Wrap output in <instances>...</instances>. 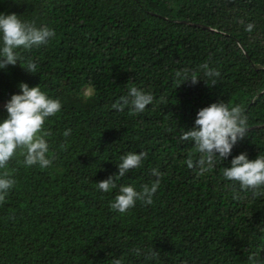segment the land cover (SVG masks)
<instances>
[{
	"label": "trees",
	"instance_id": "trees-1",
	"mask_svg": "<svg viewBox=\"0 0 264 264\" xmlns=\"http://www.w3.org/2000/svg\"><path fill=\"white\" fill-rule=\"evenodd\" d=\"M0 13L55 33L0 70V117L20 82L61 101L43 126L51 164L27 167L18 149L6 166L15 184L0 201V264H111L113 256L124 264H247L259 249L264 259V195L221 175L240 152L264 155V0H0ZM28 60L35 73L23 68ZM203 63L219 71L216 84L177 87L176 71L204 78ZM129 86L150 92L153 105L115 111ZM217 100L239 105L248 131L197 175L187 161L199 154L181 133ZM129 151L145 157L118 185L140 189L155 179L154 167L162 175L152 205L119 213L109 206L116 190L95 183ZM135 247H153L159 259L136 257Z\"/></svg>",
	"mask_w": 264,
	"mask_h": 264
},
{
	"label": "clouds",
	"instance_id": "clouds-1",
	"mask_svg": "<svg viewBox=\"0 0 264 264\" xmlns=\"http://www.w3.org/2000/svg\"><path fill=\"white\" fill-rule=\"evenodd\" d=\"M253 28L254 24L251 22L244 26L247 32H251ZM54 36V30L49 27H37L34 23L21 20L14 13H0V70L8 65L20 64L19 49L28 50L47 45ZM199 67L204 78L188 71H176L173 79L177 87L186 81L195 84L198 79H203L207 84L209 80L211 85L216 84L219 71L208 63ZM23 68L29 73H35L37 64L34 60H28ZM17 88L18 91L12 93L3 105L6 114L0 117V169H5L0 172V201L7 197L15 184V179L6 170V166L16 150H20L23 164L27 167L46 168L51 164L49 143L45 138L48 133L43 130V126L49 117L61 110V101L42 91L39 84L30 87L27 83L20 82ZM153 103L154 96L150 92L129 86L127 93L120 96L111 107L117 112L127 107L135 114L143 112ZM247 131V117L239 105L229 107L223 100H217L199 108L192 126L184 128L181 133V139L192 141L199 154L195 162L191 159L187 161L188 167H194L197 175L210 172L218 162L222 163L230 155L233 146L246 136ZM70 134V128L62 133L64 137ZM144 157L143 151H129L121 155L116 164L117 171L95 183L96 188L103 193L116 190V195L109 203L110 208L116 212L126 213L137 202L152 205L162 175L159 169H150V174L155 179L142 185L140 189L131 184H117L119 178L141 167ZM221 175L225 181L238 185L241 192L250 191L254 197L264 195V155L258 154L254 159H249L246 152H240L232 156L228 166L222 168ZM261 250L249 253L247 264H264V259L259 255ZM130 251L147 262L157 261L160 256V252L153 250V247L146 251L135 247ZM111 264H124L123 258L113 256Z\"/></svg>",
	"mask_w": 264,
	"mask_h": 264
},
{
	"label": "rangeland",
	"instance_id": "rangeland-1",
	"mask_svg": "<svg viewBox=\"0 0 264 264\" xmlns=\"http://www.w3.org/2000/svg\"><path fill=\"white\" fill-rule=\"evenodd\" d=\"M91 93H92V90H91V89H87L86 92H85V94H86L87 96H89Z\"/></svg>",
	"mask_w": 264,
	"mask_h": 264
}]
</instances>
